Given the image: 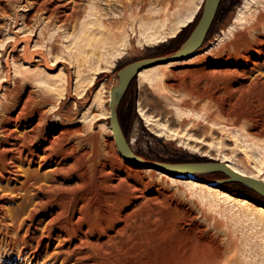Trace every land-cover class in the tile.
Here are the masks:
<instances>
[{
    "label": "rangeland",
    "instance_id": "374dc122",
    "mask_svg": "<svg viewBox=\"0 0 264 264\" xmlns=\"http://www.w3.org/2000/svg\"><path fill=\"white\" fill-rule=\"evenodd\" d=\"M203 1L143 0L142 12L106 30L96 16H89V8L102 7L104 12L108 0H58L66 5V12L74 4L79 6V16L66 21L54 19L44 9L47 0H0V148L7 140L3 129L11 128L15 134L24 130L6 117L16 115L24 103L27 110L39 106L46 114L45 131L57 135L64 127L73 128L71 142L88 160L94 156L96 173L90 177L87 172L81 191L95 208L97 221L110 203V193L127 196L116 231L106 242L90 247L79 264H264V216L253 206L129 164L118 152L109 126L108 98L118 82L117 70L135 60L173 53L199 20L201 12L195 19L196 8ZM244 4L245 0H222L203 45L186 58L189 62L167 70L160 87L157 82L153 87L154 81L138 85L137 77L132 80L118 115L136 154L150 162L230 161L264 177V54L251 49L257 45L264 52V44H257L264 37V25L258 23L264 17V0H253L247 9ZM192 14L188 27L170 38ZM240 14L243 20L238 21ZM232 23V34L225 35ZM89 134L96 135L95 145L86 139ZM110 160L114 169L104 165ZM7 164L9 170L16 168ZM17 165L20 181L27 168L40 173L49 169L27 162ZM5 174L9 180H0V224L11 223L13 215L17 222L26 220L32 206L23 205L22 192L10 189L19 185L16 175ZM195 177L218 180L202 174ZM216 186L245 197L250 194L237 182ZM45 221H40L39 229ZM6 241L0 236V264H43V258L22 254L18 245L11 247Z\"/></svg>",
    "mask_w": 264,
    "mask_h": 264
},
{
    "label": "bare ground",
    "instance_id": "6f19581e",
    "mask_svg": "<svg viewBox=\"0 0 264 264\" xmlns=\"http://www.w3.org/2000/svg\"><path fill=\"white\" fill-rule=\"evenodd\" d=\"M252 1L245 0V4H244L245 7L243 8H246ZM258 1L260 2V0ZM43 3L46 4L44 6V9L49 11L52 17L58 21H66L71 18H72L71 20H74V17L75 16L78 17L80 14L77 8L79 6L75 4L71 8L72 10H70L69 8L70 12H66L64 9L66 8V5L58 2V0H47V2H43ZM76 4L78 3L76 2ZM86 8L85 11L87 12L89 9L93 10L92 7L90 8L88 7L89 8L88 10H86ZM95 8H97V6L94 7V9ZM98 9H100V7ZM98 9L97 11L90 10L89 16L92 17L93 15L96 16L97 20H100L99 24L101 25V27L111 30V27L115 25L118 26L120 21L124 20L129 15L132 14L135 15L139 12H142L143 0H108V4L105 5L104 12L103 10H101L102 7L100 9L101 11L100 13H98L99 12ZM198 9L199 6H197L196 10ZM241 14L237 18L238 21L243 20ZM87 15L88 14H85L84 16L86 17ZM107 16L109 17V19ZM80 17L82 16L80 15ZM192 17L193 14L189 16L187 19L183 20L182 23L179 25V27L175 31H173V33L170 35V38L175 37L176 33L179 31L180 28L187 26L192 21ZM245 17H246V13L244 18ZM90 18L88 19V22L91 20ZM254 20L255 18L253 19V21ZM258 21L256 22H258L261 25L262 24L264 25L263 15H261ZM233 30H234V24L231 27H229L228 30H226L227 33L224 31L225 35L228 33L232 34ZM251 34H253L252 30H251ZM253 37L255 36L253 35ZM252 39H253L252 42H254V38ZM162 41L164 40H161L159 42ZM28 42L29 41H27V43ZM257 44L259 45L264 44V37L258 38ZM15 45L13 46V48L15 47ZM251 49L257 52L258 54H264L263 50L257 45L253 46ZM25 51L27 52H25L24 55L26 53L27 54L26 56L24 55L23 56L27 58L30 51V50L28 51V46H26ZM40 54L42 53L40 52ZM40 56L41 55H39V57ZM196 58L198 59V56ZM247 58L249 59L248 56ZM184 60L168 61L142 70L141 72H139L136 78L138 85L148 84V83H150L149 85H151V83L154 81L153 87L154 84H156L155 82H157L156 85L160 87L161 84L159 85L158 83H162V84L164 83L165 76L166 74H168L167 70H169L172 67H175L177 64H181L182 62L186 63V61L187 62L190 61V60L189 61L188 60L184 61ZM110 96H111V89L108 98L109 100L108 104L110 102ZM78 104L81 105V103ZM24 105L26 104L24 103ZM24 105H22V107L19 108L16 115L14 116L11 115L9 117L7 116L8 118L5 116L6 121L7 119H11L16 125L15 127L24 128V130L20 131L17 134L13 133V129L11 128L2 130L3 133L5 132L4 137L6 136L7 140L6 142L4 141L3 145L1 144L2 146L0 148V180L3 179L9 180L8 177L9 175L7 176L5 174L9 172L12 173V175L13 174L16 175L15 179L17 181H20L18 180L19 177L17 173H15V171L18 170L19 164L17 165V163L22 164L24 162H27L30 166L36 164L38 166V169L41 170L42 168H49V169L48 171L44 170L46 171V173H44V171L43 173L42 171L40 173L35 169L33 171L28 168L26 170L22 169L26 171L24 172L25 173L24 179L18 183L19 185L16 186L14 185L10 189L14 191H19V193L22 192L24 194V199L22 198L24 202L23 205L24 206L29 205L28 208H30V205L32 207L31 209L27 208L28 210H27L26 220L23 219L22 221L17 222L16 221L17 218L14 217L13 215L11 217L12 219L11 223L6 224L4 223L5 221L4 222L2 221L3 224H0V236H3V238L7 240L6 242L8 246L13 247L18 245L20 247V253L26 254L29 252L30 253L29 256L32 258H36V259L43 258L42 261L43 264H55L57 260H60L62 264H79L81 259H84L87 256L86 253L90 247L106 242L111 238L110 232L116 231L118 225H120L119 223L121 222L122 217H124L122 210L123 208L122 201L127 196H124L122 193H118V192L110 193L108 195V199L110 200V203L108 204L107 209L104 211V213H102V215H99L100 219L97 221L96 217L93 215V210L95 208L89 206V198L85 193L81 191V187L84 186V182L87 179V172L90 174V177L94 176L96 173L95 165H94L95 164L94 156L93 158L88 160V158L84 155V153L80 152L79 149L76 148L75 144L71 142L70 138L74 134L73 128L64 127L61 131H59L57 135H53L48 130L45 131L44 124H46L45 123L46 114L44 115L42 110L38 109L39 106L36 109L27 110L28 108L25 109V107H23ZM109 114H110V108H109ZM140 114L142 116L144 115V117L146 116L143 109L141 108H140ZM34 117H37V120L33 123ZM9 139H12V141H9ZM86 139H88L93 145H95L97 142L96 135L94 134L87 135ZM190 150L193 149L190 147ZM196 150L197 149H195V151ZM87 160L90 161L89 166L91 167V169H88L87 167L86 164ZM7 162L12 163L13 167L16 168L15 169L12 168L10 170L7 169V166H5ZM219 162L226 163L230 168H232L233 170H235L236 172L242 175L264 181V177H256L252 174H249L245 170L234 166L230 161L220 160ZM104 165L106 167H109L110 169L115 168L111 160L109 161V163ZM100 171L103 172V169L101 168L99 172ZM168 177L170 178V180L187 183L189 185H196V186L198 185L200 187H204L210 193L213 192L216 195H218V197L221 196L233 203L236 202L239 203V205L241 204L248 207L253 206V208L258 213L264 216V206L256 203L255 205L254 202L250 200L248 197L233 195L227 192L226 190H223L220 187L218 188L216 185H207L189 179L188 180L178 179L179 177H170V176ZM74 179H75L74 183L69 184ZM4 188H6V186ZM133 188L136 189V187ZM137 196L138 194L136 195V197ZM1 197L3 196H0V202L1 200H3ZM124 202L126 201L124 200ZM1 209H3L2 204H0V210ZM42 220H46V221L43 227L39 229L38 225ZM22 228L24 231L22 230ZM21 230L23 232H21ZM52 245H54V247H52ZM48 260L49 261L51 260L52 263H49Z\"/></svg>",
    "mask_w": 264,
    "mask_h": 264
},
{
    "label": "water",
    "instance_id": "95a60500",
    "mask_svg": "<svg viewBox=\"0 0 264 264\" xmlns=\"http://www.w3.org/2000/svg\"><path fill=\"white\" fill-rule=\"evenodd\" d=\"M221 2L222 0L203 1L199 20L188 37L173 53L166 56L135 60L123 65L117 70L118 82L111 88L109 126L112 130L118 152L129 164L143 168H151L171 177L192 178L209 185H218L222 182H237L264 198V181L242 175L224 162L212 160L204 162L165 163L145 160L131 149L118 115V105L132 80L137 77L139 72L160 63L184 60L193 55L203 45L215 21ZM185 27H188V25ZM210 173H222L226 178L207 180L195 177V175Z\"/></svg>",
    "mask_w": 264,
    "mask_h": 264
},
{
    "label": "trees",
    "instance_id": "16d2710c",
    "mask_svg": "<svg viewBox=\"0 0 264 264\" xmlns=\"http://www.w3.org/2000/svg\"><path fill=\"white\" fill-rule=\"evenodd\" d=\"M201 9H202V6L199 8V10H198V12H197V14L195 16V19L197 18L198 14L201 12ZM204 176L207 177V178H215V179H217V178L221 179L223 177L225 178V175H223L222 173H210V174H204ZM219 187L222 188L223 190H226L227 192H229V193H231L233 195L241 196L238 192H236L234 190L228 189V188L223 187V186H219ZM248 191H249L250 194L248 196H246V197H248L250 200H252L256 204L264 206V198L263 197H261L260 195L256 194L255 192H253L250 189H248Z\"/></svg>",
    "mask_w": 264,
    "mask_h": 264
}]
</instances>
